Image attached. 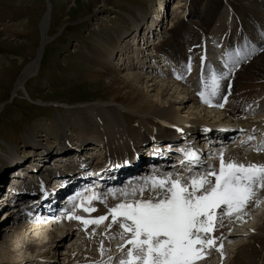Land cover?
Instances as JSON below:
<instances>
[{
	"label": "bare ground",
	"instance_id": "obj_1",
	"mask_svg": "<svg viewBox=\"0 0 264 264\" xmlns=\"http://www.w3.org/2000/svg\"><path fill=\"white\" fill-rule=\"evenodd\" d=\"M195 1L196 0H189L187 2L186 7L183 9L185 10L184 18L178 23L175 22L176 25L179 24L177 27L174 26V23L170 25L169 29H171V27H173V29L166 34L167 37L165 35V37L163 36L162 38L157 40V45L153 43L152 45L148 46L147 44L136 46L135 42L137 39L141 40L140 36L136 39V36L134 38L132 36L129 37L128 35H126L125 37L115 35L112 40L110 38L101 39V37L97 40L100 49L99 51H97L98 58L96 67H94V72L97 73L98 77H105L106 79H108L106 82L102 83V88L103 90L110 91V93H112L111 105L116 107V111L114 112V114L109 112V116H101L97 113L96 108H100L102 110L109 107L108 104H103V107H101L100 104L96 107L95 105H84L85 107H76L84 109L85 115H77L70 117L69 119H63L62 126L69 127L75 134L78 135V138H75L78 140V143L81 140L84 142L90 140L88 138L95 140L94 137H96L107 139V145L110 148L113 147V145L115 144L114 142L117 139L119 144L122 146H133V144H136V142H138L137 144H139V142H141L143 139H147L148 137H155L156 127L154 128V125H158L157 128H168L172 122L179 121L181 126H184V124H190L191 127L201 126L202 122L200 121V117L197 116L199 120L194 121L192 120L194 117L193 115H202L204 119L207 120L210 116L213 119H218L221 116V112L218 109L224 110V113L222 114H225V118L228 120H230L229 118L238 119L240 121L246 120L244 119L243 115L249 112L252 102H259V99L256 98V96L259 93H263L264 95V83H248V79H251V77L252 80H257L256 82L264 80V69L259 68V65L260 67L261 65H264V51L258 58L243 65V68L237 71L236 78L240 79L237 80L244 83H232L233 92H240V94H243V92L245 91L246 93L252 94H248L244 98H242L241 95L230 99L228 98L227 101L224 102L223 98L225 96V92L221 90L223 95L220 97V100L221 102H224L223 108L209 107L208 105L202 103L198 96H194V89L191 88L188 91V79H184L185 83H181V80L178 81L176 76H174L172 73H157L164 72V70L161 69V66L156 65L157 62L154 59L152 60L151 56L159 51H169L168 54L175 57V66L177 68H180V75L182 77H189L190 75L192 76L191 80H193L195 77L200 79L201 75L203 74H198V70L201 68V63L198 64L196 71L192 69L197 51L201 50L202 54L203 52H205L204 44L196 38V33L200 32V28L202 26H205V21H208L210 13L214 14V12L210 10V8H207L203 20V16L200 19V16H197L195 11L192 10L193 2ZM247 1L248 5L244 6V8H241V6H243L241 4L231 2L229 6L230 10L234 9L237 15H240L241 17L243 16L244 12H253L254 7L251 3V0ZM164 2L165 0H163V3ZM180 3H183V5H185L184 0H178L177 2L173 1V13L176 12L178 8H180ZM159 6L160 5L157 4L158 9ZM135 8L138 10H142L138 7ZM50 14L51 13L48 10V12H46L40 22V45L38 46L34 59L31 62L27 63L26 67H23L24 69L22 68V72L17 77L16 83L14 82L13 95L14 93L17 94L18 88H23L26 80L37 71L36 68L35 72H32L35 67L34 60L36 59L37 61H40L44 46L49 39L46 37V33L49 27L50 17H52L50 16ZM155 14H157L156 17H158L159 13H157V11L155 12ZM153 17H155V15ZM129 18L134 30V35H136L140 29V24H138V21L135 18L131 16ZM193 18L197 19V21L193 20ZM257 18H260V16H258ZM216 23L219 24L218 31H220L224 24L223 22L222 24H220L218 20L216 21ZM144 24L148 25V19H146V23ZM154 28L155 27H151L148 31L151 32L152 30H154ZM125 31L121 33H124ZM160 32L161 31H159V33ZM154 36L155 35H153L152 33V36H148V39H152ZM197 37L199 38V36ZM131 39L135 41L133 42ZM102 42L104 44H102ZM221 43L222 42L220 40L216 39L213 43L214 45L212 46V50L216 51L215 46H218ZM228 43L230 44L231 40ZM128 45L129 48L127 49L126 47H128ZM115 48H119L120 52L116 61L121 60V64L125 63V65L123 64V70H125V72L127 71L126 74H120V69L115 66L121 65L117 64L119 61L116 63L111 62L110 57L112 56L113 50ZM222 50L223 47H221V51ZM258 59L261 60H259V62H256ZM147 60V66H143L144 62H146ZM255 62L257 64H255ZM189 64L191 67V71H188ZM163 65H166L164 69L169 68L168 63ZM246 68L249 69L247 72L245 71ZM243 71L246 72L245 76L243 75ZM195 85L199 86V83H191V87H195ZM226 85L227 83H222V88L224 89ZM256 86L259 87L255 88ZM144 91L146 94H144ZM151 91H153V94H155V96L152 94L154 100L163 99L165 104L160 105L156 102L153 103L148 100L147 96ZM170 94L172 99L170 98ZM229 106H231L232 109H229ZM178 109H185L184 114H187L188 117L185 116L179 118V116L182 115L180 114L181 110ZM73 110H76L77 112L83 111L81 109ZM66 111L69 112V110ZM239 111L241 113H238ZM122 113H126V115L123 116ZM138 117L139 120H137ZM43 128L44 127H42L41 125L35 127V129H38L39 132H45V135L41 133L34 136L31 133L30 135L25 136V140L27 142H31L32 144L29 156H40V159L27 163L29 164L28 166L39 165L43 159L48 157V155L52 156L53 154H55L53 155L54 158H58L59 156L61 157L62 155L59 154L63 150L69 148L67 142V138L69 137V135L62 131H56L53 136V139L55 141V146L53 145L52 149L53 152L52 150L48 151V148H45V151L43 150L42 152V148H39L37 150V145L41 143L39 137L46 136L47 134L45 129ZM254 128L259 129L260 132H264V125L261 124H259L258 126L254 125L247 127L246 131H250V129ZM238 132H242L241 129L238 130ZM252 133L254 132L251 131V134ZM228 138L230 137H227V139ZM241 139L245 138L241 136ZM246 143H248L247 140L241 142V144L238 146H234L232 144L227 146L224 149L225 155L245 164L250 162L264 163V151H259V154H254L256 151H254L253 149L258 147L259 145L255 143L257 146H253L252 149H246L245 147L241 146L245 145ZM45 144L47 145V142ZM149 152L157 153V150L155 148H152ZM246 155H248V157H245ZM6 158H8L6 160L7 162H13L15 164L17 163L16 165L14 164L15 167L13 169H19L21 166H23L21 164L26 160L30 161L29 157H27L26 160H23L24 156L17 153L14 147H11V145H9L7 148ZM6 158L4 157V159ZM20 159H22L21 162L19 161ZM61 159L66 158L62 157ZM6 166V163L0 165V175L3 174L5 170H8ZM117 166H119V164H117ZM25 168H27V166ZM20 172L22 174V171ZM8 177L9 176L6 175L3 179L0 178V191L2 189L4 191V195L0 194V207L5 206L6 202L10 203H8L7 205L12 206L11 208H9L10 211H8V213L4 211L2 212V209L0 208V264H28L26 263V261H28V256H30L34 260L38 259L39 261L42 259H51L49 258L48 253H44L42 252V250L45 248V245L48 242L53 243L54 241V245L52 244L54 249H52V251L55 252L56 249L60 248V251L63 252L62 254L66 256V261L60 262V260H55V258L53 257V260L51 259V263L49 264H75L79 262H82L84 264H94V262L101 260L100 253L98 260H95L90 259L87 256L78 255V252L82 254L84 251L91 249H96V251H98L101 241H103L105 249L107 247H110L109 245H114L116 244V242H118V238L108 239L106 238V236L100 235L101 231H105L106 222L104 225L100 226V229H96V234L93 235L92 229L94 227L97 228L98 226L90 225L87 229H85L77 221L68 219L63 223L55 222L54 224H62V226H55L53 229H51L49 228V224L52 219H49L48 217L37 219L36 217L31 218L28 216L15 215L18 210L14 209L17 208L19 203H17L16 197H10L6 192V189L9 186ZM4 181L6 183H4L3 186L2 183ZM257 192L260 195V203L255 206L251 204V207H254V210L252 211H254L255 213L258 212L257 217H253L252 214L253 219H251L250 216L247 219L241 217L234 221L233 218H229L226 216L223 218L222 224H220V228L216 229V231L214 232L213 235L218 237L217 245L219 246L220 242L223 243L222 253L216 251L215 248H211V251L214 252V262L216 264H264V188H260L259 190H257ZM62 227L69 229L63 236L60 235ZM231 227H233V229H231ZM47 230L49 232H46ZM53 230L55 231V233ZM118 231V228H114L107 235H115ZM30 234L31 238L34 239H31L28 236ZM66 236H69L68 240H70L71 236L74 237V241L71 238L72 243L70 246H64V244L62 243L63 239ZM46 238L47 242H43V240ZM78 242H81V244L78 245ZM224 252L226 253V255L224 254ZM25 253H28L27 257L25 256ZM106 255H108L107 251ZM258 260H260V262H258ZM202 264H204V262H202Z\"/></svg>",
	"mask_w": 264,
	"mask_h": 264
},
{
	"label": "rangeland",
	"instance_id": "obj_2",
	"mask_svg": "<svg viewBox=\"0 0 264 264\" xmlns=\"http://www.w3.org/2000/svg\"><path fill=\"white\" fill-rule=\"evenodd\" d=\"M172 1L177 2L178 0ZM225 2L228 9H230L231 2L241 5L247 4V1L244 0H196L192 10L195 11L197 16H200V19L203 16V20L206 8H210L214 13H217L224 10L223 4L225 5ZM48 3L51 7L50 16H52L46 33V37L49 39L44 46L40 61L34 60L35 67L32 72H35L36 68L37 71L26 80L24 87L21 89L19 87L17 94L14 93L13 95V86L18 73L24 66L26 67L27 62L29 63L34 59L40 45V19L46 11ZM180 4V8L173 14L176 17V23L180 22L185 15V10L181 9L183 3ZM155 6L157 7V0H0V165L3 163L7 165L6 151L9 145L14 147L17 153L24 156L23 160L27 159L32 144L25 140V136L31 133L34 136L43 133L35 129L38 125L44 127L43 129L47 133L46 136L39 137L42 146H45L47 142L48 147H53L55 144L53 136L56 131H62L69 137L73 136L70 139H73L74 136L78 138V135L72 129L62 126L63 119L85 115V110L76 108L78 106L95 105L96 107L100 104L103 107L108 104L109 107L102 110L96 108L97 113L101 116L114 114L116 107L111 105L112 93L102 88V83L108 79L98 77L97 73L94 72L98 58L97 51L100 49L97 40L100 37L101 39L110 38L112 40L115 35L122 37L129 35L133 29L130 16L135 18L138 24L145 26L146 19L153 16ZM241 8H244V6H241ZM193 20L197 21L195 18ZM208 21H205V26H202V29L200 28V32H198L201 39L203 36L200 34L205 32V29L212 31L210 28L213 19L209 18ZM178 25L174 22L175 27ZM162 28V37H165L173 29V27L169 29L168 25H164ZM123 31L125 32L121 33ZM205 43L208 45L210 43L209 39ZM102 44L104 43L102 42ZM126 48L128 49L129 45ZM118 54L119 48H115L110 57L112 63L119 61L117 64H121V60L116 61ZM259 60L261 59L256 62H259ZM256 62L255 64H257ZM123 64L125 65V63L115 65L120 69V74H126L127 72L123 70ZM263 66L260 67L259 65V68L264 69ZM248 70L245 69L246 72ZM245 71H243L244 76ZM189 77L192 78L190 75ZM248 80V83H264V80L256 82L257 80H252V77ZM240 83L244 82L241 81ZM144 94H146L145 91ZM152 94L153 91L149 92L148 96L146 95L148 100L160 105L165 104L163 99L154 100ZM153 95L155 96V94ZM72 108L83 111H78V113ZM66 110H69V112ZM178 110H181L180 114L182 115L179 118L187 116V114H184L185 109ZM122 115L125 116L126 113H122ZM197 116L200 117V120L201 118L205 120L204 122L207 124H212L216 119L210 116L207 120L199 114H196L195 118ZM137 120H139V117ZM43 134L45 135V132ZM19 161L21 162V160ZM25 162L21 165L26 167ZM5 176L4 171L0 178L3 179ZM4 183L6 182L2 183L3 186ZM0 194L4 195L3 189ZM8 203L6 202L5 206L0 207L2 212L8 213L10 211L9 208L12 206L7 205ZM28 236L31 238V234ZM71 238L74 241L73 236L70 237V240H68L69 236L63 239L64 246L71 245ZM43 242H47V238ZM53 243L48 242L42 252H47L51 259L54 257L55 260L65 262L66 256L62 254L60 248H55V252L52 251L54 249ZM79 244L81 242H78ZM78 255L82 254L78 252ZM87 255L94 257L93 252L87 253ZM25 256L27 257L28 253H25ZM27 258L26 263L28 264L51 263V259L39 261L30 256Z\"/></svg>",
	"mask_w": 264,
	"mask_h": 264
},
{
	"label": "snow or ice",
	"instance_id": "obj_3",
	"mask_svg": "<svg viewBox=\"0 0 264 264\" xmlns=\"http://www.w3.org/2000/svg\"><path fill=\"white\" fill-rule=\"evenodd\" d=\"M248 55L245 45L224 51L223 70L208 65L196 93L200 101L209 107L223 108L227 97L221 102L222 83ZM203 60L201 57L202 63ZM188 71H191L190 64ZM176 78L183 77L177 75ZM253 150L264 151V141ZM181 155L182 171L155 170L123 188L108 189L103 195L86 188L72 198L73 207L66 218L78 221L85 229L89 225H104L108 220L100 235L118 238L116 264H202L208 249L215 248L222 253V245H217L213 235L216 226L222 224L226 216L239 218L256 190L264 188V163L245 164L226 156L223 148L211 153L207 164L191 148L182 149ZM108 196L116 201L111 207ZM94 201L105 205L104 215L76 214L77 209L93 213ZM114 228L119 231L107 235ZM92 233L96 234L95 227ZM98 252L101 260L94 264H113V257L106 255L103 241Z\"/></svg>",
	"mask_w": 264,
	"mask_h": 264
},
{
	"label": "water",
	"instance_id": "obj_4",
	"mask_svg": "<svg viewBox=\"0 0 264 264\" xmlns=\"http://www.w3.org/2000/svg\"><path fill=\"white\" fill-rule=\"evenodd\" d=\"M50 8H51V7H50V4L48 3V4H47L46 11L44 12V14H43V16H42V18H41L40 20H42V19H43L44 15L46 14V12H48V10H49V12H51V11H50ZM36 52H37V51H36ZM35 54H36V53H35ZM27 63H28V62H27ZM27 63H26V64H27ZM24 65H25V64H24ZM20 72H21V70H20ZM20 72L18 73V75L16 74V75H17V77L19 76ZM17 77H16V78H17ZM15 83H16V81H15ZM221 120H222V121H226V122H228V121H229V120H228V119H226V118H222Z\"/></svg>",
	"mask_w": 264,
	"mask_h": 264
}]
</instances>
